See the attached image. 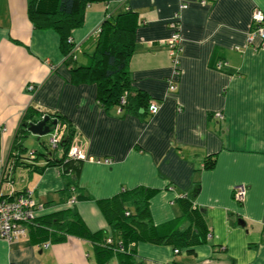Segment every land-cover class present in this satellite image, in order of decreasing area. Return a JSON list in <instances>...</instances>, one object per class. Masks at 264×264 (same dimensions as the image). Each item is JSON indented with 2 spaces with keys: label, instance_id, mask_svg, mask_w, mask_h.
Listing matches in <instances>:
<instances>
[{
  "label": "crops",
  "instance_id": "0c3cea01",
  "mask_svg": "<svg viewBox=\"0 0 264 264\" xmlns=\"http://www.w3.org/2000/svg\"><path fill=\"white\" fill-rule=\"evenodd\" d=\"M28 1L0 0V124L5 127L0 168L8 176L0 179V192L31 191L42 206L36 217L47 230L14 242L0 240V264H120L123 258L131 264H264V50L247 43L252 11H264V0L87 4L82 24L70 33L78 46L106 18L127 10L137 14L131 95L141 93L158 106L150 117L142 108L131 113L118 104L104 106L95 82L73 81L72 68L88 62L93 42L85 43L77 61L65 63L59 34L32 25ZM175 13L183 51L177 89L170 92L167 40ZM29 107L35 117H64L76 130L85 159L49 164L50 155L61 158L58 146L49 156L19 160L11 169L13 138ZM41 139L28 133L23 145L45 152ZM102 158L112 163L95 161ZM241 184L246 195L237 202L233 189ZM140 188L154 191L148 225L159 228L162 239L128 242L126 257L112 254L105 260L99 247L114 234L121 239L100 201ZM73 218L99 233L97 238L79 236ZM64 228H70L64 239L52 240ZM173 230L188 231L195 240L177 246L168 237Z\"/></svg>",
  "mask_w": 264,
  "mask_h": 264
},
{
  "label": "trees",
  "instance_id": "16d2710c",
  "mask_svg": "<svg viewBox=\"0 0 264 264\" xmlns=\"http://www.w3.org/2000/svg\"><path fill=\"white\" fill-rule=\"evenodd\" d=\"M96 1L105 0H29L27 15L34 27L53 29L59 34L60 48L63 52L64 62L67 64L77 61L86 46L85 43L88 41L93 42V46L95 47L92 54L88 56V62L85 65L72 68L73 81L95 82L98 87V99L104 106H114L118 104L122 111L131 113H137L138 109L142 108L140 110H143L142 112L150 117L154 115L149 111V106L152 102L148 101V98L141 93L131 95L129 60L134 51V34L138 23V16L135 12L127 10L116 15V17L106 18L102 22L99 31L90 36L84 43L80 44L78 46L79 50L73 52L75 57L73 56L72 51L75 44L72 41L70 33L73 29L78 28L82 24L83 14L87 4ZM36 114L37 113L29 107L22 117L12 142V153L14 154L11 160V169L13 163L15 164L19 162V160L23 162L24 160L26 161V159L32 161L36 159L38 155L49 156L58 146L62 147V156L59 159H54V157L50 155V158L48 157L49 164L69 165L72 162L81 161L82 159L73 158L68 154L74 138H76V130L64 117L56 114H53V117L50 116V121L57 119L56 125L64 127L61 141L56 146H51L48 142V137L47 140L41 139V145L45 152L39 150H26V147L23 145V140L27 134L30 133L28 130L29 124L37 122L43 117H35ZM50 121L48 124L51 126V131L48 133V136L53 133L56 126L51 125ZM70 170L74 171L73 168ZM4 176V179L8 177L6 172ZM74 190L75 187L72 186L71 191L73 193ZM24 191H13V195ZM153 193L154 191L152 189L144 188L126 190L122 191L112 200L100 201L104 212L110 217L109 221L114 232L116 231L121 239H116L114 234V236L107 238L104 244L99 247V251L102 253L105 260H108L112 254L126 257L125 245L128 242L137 240L158 241L162 239L157 238L160 229H155L148 225L147 204ZM13 195L2 193L1 198L13 200ZM76 199V196L72 195L70 200H74L75 202ZM115 215H117V217H114ZM41 218L42 217H35L32 221L25 223L28 232L27 235L33 230L38 233H44V231L47 230V227L44 225V219ZM73 220L75 232H77L79 236L90 238L92 241L97 238L99 233H91L79 218H73ZM173 224L176 228L179 224V219L173 222ZM62 231V235L59 234L60 236L52 238V240H63V235L68 233L70 228H64ZM187 236L188 231L173 230L168 237H172L176 245L179 246L178 243L187 245L195 240V238L191 239ZM108 239L111 240L110 243L107 242ZM120 264H131V262H125L123 258Z\"/></svg>",
  "mask_w": 264,
  "mask_h": 264
},
{
  "label": "built area",
  "instance_id": "2783aa9c",
  "mask_svg": "<svg viewBox=\"0 0 264 264\" xmlns=\"http://www.w3.org/2000/svg\"><path fill=\"white\" fill-rule=\"evenodd\" d=\"M201 3H205L204 0ZM180 8H185V5H180ZM171 28L170 36L167 40L169 55L173 64V76L168 80V89L174 92L177 89V76L179 74L180 56L183 51L182 35H181V20L178 13L173 15L169 24ZM247 43L252 46L254 50H264V11L255 7L251 14L250 30L247 34ZM79 50L78 45H75L73 52ZM77 52V51H76ZM75 57V54L73 53ZM222 65L221 62L217 64L218 67ZM29 91H34L35 86L28 85ZM180 110V108H178ZM149 111L151 114H156L158 106L155 103L150 104ZM216 116L223 118L221 113ZM0 131H5V127L0 124ZM64 127H55L53 133L49 136L48 142L51 146H56L62 139ZM69 156L76 159H85L84 154L80 149V142L77 138L74 139L70 149ZM92 161V160H91ZM97 163L111 164L112 159L102 158L96 159ZM3 168H0V179L4 177ZM11 195L14 194L12 191ZM246 195V188L244 185H236L233 189V196L237 202H243ZM2 192H0V240L7 242H14L20 238L27 237V228L25 223L32 221L37 214L38 209L42 206L37 204L32 198L31 191L26 190L19 194L13 195V200L2 199ZM74 203V200L70 201ZM111 242L110 239L107 241ZM45 247L48 244L44 245ZM177 251V250H176Z\"/></svg>",
  "mask_w": 264,
  "mask_h": 264
},
{
  "label": "water",
  "instance_id": "95a60500",
  "mask_svg": "<svg viewBox=\"0 0 264 264\" xmlns=\"http://www.w3.org/2000/svg\"><path fill=\"white\" fill-rule=\"evenodd\" d=\"M49 121L50 115L46 114L39 121L30 123L28 130L30 133L37 135L38 137L46 135L51 131V126L48 124ZM50 124L55 126L57 124V119L51 120Z\"/></svg>",
  "mask_w": 264,
  "mask_h": 264
},
{
  "label": "rangeland",
  "instance_id": "374dc122",
  "mask_svg": "<svg viewBox=\"0 0 264 264\" xmlns=\"http://www.w3.org/2000/svg\"><path fill=\"white\" fill-rule=\"evenodd\" d=\"M34 135V134H33ZM36 137H38L37 135H35ZM41 137H43V140H47L48 139V134H46V135H43V136H41Z\"/></svg>",
  "mask_w": 264,
  "mask_h": 264
}]
</instances>
